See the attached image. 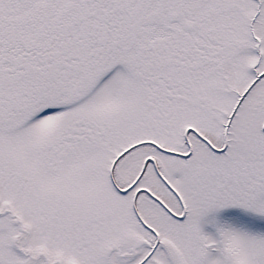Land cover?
<instances>
[{"label":"snow or ice","instance_id":"6c2138e0","mask_svg":"<svg viewBox=\"0 0 264 264\" xmlns=\"http://www.w3.org/2000/svg\"><path fill=\"white\" fill-rule=\"evenodd\" d=\"M0 264H264V0H0Z\"/></svg>","mask_w":264,"mask_h":264}]
</instances>
